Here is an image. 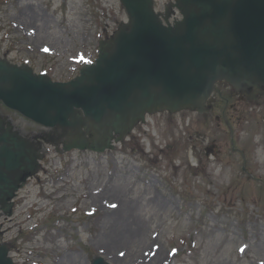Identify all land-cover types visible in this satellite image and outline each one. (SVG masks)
Segmentation results:
<instances>
[{
	"label": "rangeland",
	"instance_id": "1",
	"mask_svg": "<svg viewBox=\"0 0 264 264\" xmlns=\"http://www.w3.org/2000/svg\"><path fill=\"white\" fill-rule=\"evenodd\" d=\"M126 21L120 0H0V57L66 81ZM217 86L228 103L215 93L209 112L154 111L101 152L65 150L61 129L0 101V116L40 154L14 213L0 210V243L15 264H264V108L239 141L236 90ZM129 206L142 230L121 242Z\"/></svg>",
	"mask_w": 264,
	"mask_h": 264
},
{
	"label": "water",
	"instance_id": "2",
	"mask_svg": "<svg viewBox=\"0 0 264 264\" xmlns=\"http://www.w3.org/2000/svg\"><path fill=\"white\" fill-rule=\"evenodd\" d=\"M128 21L101 40L95 62L68 81L0 57V101L27 118L61 129L65 150L113 149L158 110L209 112L218 81L236 91L264 90V0H120ZM176 10L180 17H171ZM259 93V92H257ZM33 141L0 116V208L38 172ZM0 264H15L0 244ZM92 264H111L98 256Z\"/></svg>",
	"mask_w": 264,
	"mask_h": 264
},
{
	"label": "flooded vegetation",
	"instance_id": "3",
	"mask_svg": "<svg viewBox=\"0 0 264 264\" xmlns=\"http://www.w3.org/2000/svg\"><path fill=\"white\" fill-rule=\"evenodd\" d=\"M221 82H223V81H221ZM257 92H259V93H257ZM215 93H218L220 99H224L225 102H227V103L229 102V98L225 97L222 93V90L217 86L216 90L213 92V94L211 95V99H210L212 108L216 102L215 98L213 97V95ZM236 93H237L236 94L237 104H236L235 111H236V119H237V123H238V129H236V134L238 135L239 141H241L242 132L245 130L244 127L248 124L252 125L253 114H255L258 110H260L261 107L264 108V90L263 91H257L256 90V92L253 91L251 93L236 91ZM224 113H225V110L223 111V116L225 118V121L226 120L228 121V119L225 117L226 115ZM229 125H230L229 130H230L231 136H232V135H234L233 128H232L231 124H229ZM57 132H59V131H57ZM57 132L54 131L55 136H53V138H55V139L59 138ZM200 138H204V136L201 134ZM239 152L242 156V159L245 160V158H246L245 152L241 149H239ZM14 206H15V202L13 204V207ZM0 216H1V212H0ZM4 219H7V217L4 216ZM1 227H2V223L0 225V228Z\"/></svg>",
	"mask_w": 264,
	"mask_h": 264
},
{
	"label": "bare ground",
	"instance_id": "4",
	"mask_svg": "<svg viewBox=\"0 0 264 264\" xmlns=\"http://www.w3.org/2000/svg\"><path fill=\"white\" fill-rule=\"evenodd\" d=\"M130 209H131V207L129 206L127 208L125 207L124 210H122V211L120 210L121 211L120 212V218H123L124 223L122 226H120V231L118 233V235L120 237L118 238L117 236H115V238H118L117 240L121 241V242L130 240L132 237L139 234L142 230V227L136 221V219L133 215V211ZM154 260H159V257L156 256V258ZM152 262L147 263V264H152Z\"/></svg>",
	"mask_w": 264,
	"mask_h": 264
}]
</instances>
